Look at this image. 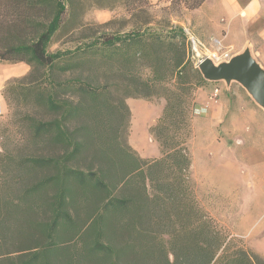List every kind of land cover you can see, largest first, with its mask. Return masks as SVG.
Listing matches in <instances>:
<instances>
[{"label": "trees", "instance_id": "1", "mask_svg": "<svg viewBox=\"0 0 264 264\" xmlns=\"http://www.w3.org/2000/svg\"><path fill=\"white\" fill-rule=\"evenodd\" d=\"M54 1V15L34 42L10 49L21 57L0 58L43 68L41 75L49 87L38 84L37 107L61 113L52 123L32 119L29 145L34 153L8 154L7 163H0V264H264L198 199L192 179L194 107L186 97L189 90L165 93L163 114L150 128L160 157L141 158L127 140L132 115L125 100L149 99L150 91L145 87L124 91L113 101L110 85L102 84L98 76L95 87L80 77L54 79L51 73L58 62L81 50L48 53L65 11L60 0ZM168 1L171 7L194 10L206 0ZM135 2L124 0L123 5L129 10ZM139 3L152 6L148 0ZM144 13L148 15L146 9ZM3 22L12 25L30 19L9 7L0 16V25ZM153 23L148 20L142 29L123 35L102 36L95 40V48L133 64L148 56L147 49L156 48L153 61L162 66L173 63V74L180 80L190 64L189 37L181 26L159 30L152 29ZM195 72L199 82H206L198 69ZM12 86L9 83L3 94L8 106ZM56 89H74L79 101L59 99ZM87 102L92 103L90 117H95V167L79 166L92 135L89 125L77 126L88 116ZM115 115V122L109 120ZM67 120L72 127L65 124ZM45 145L61 152L43 155L39 150ZM90 235L95 240H89Z\"/></svg>", "mask_w": 264, "mask_h": 264}, {"label": "rangeland", "instance_id": "2", "mask_svg": "<svg viewBox=\"0 0 264 264\" xmlns=\"http://www.w3.org/2000/svg\"><path fill=\"white\" fill-rule=\"evenodd\" d=\"M60 1L65 7L61 27L52 38L47 51L56 53L74 51L79 48L81 50L73 57H66L58 62L57 68L51 73L54 79L63 81L80 77L83 82L85 80L95 87V78L99 77L102 84L110 85L113 101L122 96L124 91L143 89V87L148 89L151 94L149 99L140 100L133 96L126 98L125 102L127 104L130 100L136 120L134 129L130 135H127L128 143L137 152L139 148L142 155L151 158L158 157L159 150L149 128L156 122L162 109L166 106L165 93L178 92L180 89L189 90L186 97L192 101L194 107L193 139L190 142L193 157L192 179L197 196L209 215L224 229L236 235L242 216L241 211L246 209L248 211L251 199L259 198V195L262 194L259 189L251 186L253 176L258 174L259 168H257L258 163H253L250 156L246 157L243 152L241 153V150L247 149L251 142L244 141L242 144L243 142L236 139L234 134L236 130L235 118L231 117L230 113L225 116L223 122L217 123L215 120L218 119V108L215 115L212 114L211 117L206 110L201 113L196 111V100L201 90L209 91L211 96V92L215 88L222 89V85L225 83L223 81H198L195 69L199 70V61L212 55L203 46L193 43L189 38L191 43L190 64L187 66L183 78L176 80L173 74V63L170 62L169 65L162 66V64L153 61V57L157 53L156 48H151L150 51L147 49L148 56L146 58L138 57L134 64L127 60L121 63L122 60H118V57L110 58L109 55L102 53L104 52L102 48H95V40L100 37L114 34L123 35L140 30L148 20L155 21L151 26L152 29L161 30L168 26H181L188 11L191 10L187 9L185 5L171 7L168 0H162L161 4L152 5L150 8H146L137 0L129 10L123 5L124 0ZM29 2L30 4L23 5L22 2L18 4L17 0H0L1 17L6 9L12 7L17 13L28 15L30 19V23L16 22L9 25L7 22H3L0 25V58L13 60L21 57L19 52L10 51V49L22 43L32 44L38 32L43 29L42 25H47L53 17L56 10L54 0H29ZM145 9L148 15L144 13ZM108 12H111L113 16L110 20H105L103 14ZM215 56L217 57L211 59L217 64L232 58L231 54L217 53ZM25 58L28 60L30 55H25ZM1 62L13 63L5 60ZM65 67L67 69L62 71ZM43 71V68H37L36 64H32L28 76L12 81L13 89L8 94L9 106L4 98V114L0 116V163H7L8 154L25 156L34 153L33 147L31 148L29 145V127L32 119L52 123L61 114L55 110H42L37 107L35 93L38 84L43 86L46 84V87H49L48 80L41 75ZM56 91L61 100L69 99L73 103L79 101L80 96L74 89L69 92L58 89ZM231 102L232 112L238 106L237 96L233 95ZM135 103L142 104L136 105ZM91 106V102L86 103L85 114L88 113V116L82 118L81 122L77 124V126H81L82 123H85L92 130L89 143L79 160V166L82 167H95V117H90L94 115ZM116 119V115L109 117L112 122H115ZM65 124L68 127L73 126L68 120ZM49 135L50 132L47 137ZM78 137L81 138V134ZM82 141L84 140L82 139ZM261 143L264 144V141ZM39 152L51 156L61 151L59 148L45 145L40 148ZM263 211L264 204H260L247 222L251 223V220L260 216ZM89 232L87 231V233ZM87 238L95 240V235H90ZM243 241L245 240L243 239Z\"/></svg>", "mask_w": 264, "mask_h": 264}, {"label": "crops", "instance_id": "3", "mask_svg": "<svg viewBox=\"0 0 264 264\" xmlns=\"http://www.w3.org/2000/svg\"><path fill=\"white\" fill-rule=\"evenodd\" d=\"M148 1L154 6L162 3V0ZM103 16L105 20H110L113 14L108 12ZM97 17L99 18V16ZM181 26L194 43L203 46L212 55L210 58H216L215 54L217 53L231 54L233 57L248 49L254 59L264 68V0H206L199 8L188 11ZM30 72L31 67L24 62L0 61V102L3 109V94L7 85L14 80L28 76ZM215 90L211 92V96L209 91L201 90L199 92L196 100V111L201 113L206 110L211 117L212 114L215 115L218 108L219 115L218 119L215 120L217 123L223 122L225 116L230 113L231 117L235 118L236 130L234 134L236 139L243 142L242 144L244 141L251 142L247 149L241 150V153L243 152L246 157L250 156L253 163H258V174H254L255 177L253 176L251 186L259 189L262 194L259 195V198L251 199V206L248 211L247 209L241 211L242 216L238 223L236 235L243 238L247 246L264 259V211L260 216L251 220V223L247 222L251 214H254L257 206L264 204V144L261 143L264 141V109L239 83L232 82L230 85L224 83L222 89H218L217 95ZM233 95L237 96L238 106L231 112ZM127 104L132 115L131 134L136 120L130 100ZM135 104L141 105L142 103ZM163 110L164 108L156 122L162 116ZM138 152L141 158L153 159L142 155L139 148ZM158 157H160V150Z\"/></svg>", "mask_w": 264, "mask_h": 264}, {"label": "water", "instance_id": "4", "mask_svg": "<svg viewBox=\"0 0 264 264\" xmlns=\"http://www.w3.org/2000/svg\"><path fill=\"white\" fill-rule=\"evenodd\" d=\"M198 68L204 79L210 82L239 83L264 109V68L245 50L226 62L215 63L210 57L199 61Z\"/></svg>", "mask_w": 264, "mask_h": 264}, {"label": "built area", "instance_id": "5", "mask_svg": "<svg viewBox=\"0 0 264 264\" xmlns=\"http://www.w3.org/2000/svg\"><path fill=\"white\" fill-rule=\"evenodd\" d=\"M194 43V42H193ZM219 93V90L218 89H216L215 90V94L217 95ZM3 115V105H2V103L0 102V116H2Z\"/></svg>", "mask_w": 264, "mask_h": 264}]
</instances>
